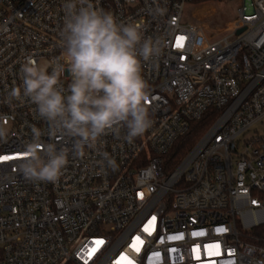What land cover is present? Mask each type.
<instances>
[{"label": "built area", "instance_id": "2783aa9c", "mask_svg": "<svg viewBox=\"0 0 264 264\" xmlns=\"http://www.w3.org/2000/svg\"><path fill=\"white\" fill-rule=\"evenodd\" d=\"M200 1L239 7L220 33L184 20ZM65 2L0 0V264H264V0H91L161 51L142 62L151 127L132 141L109 133L83 157L72 137L47 134L30 100L10 97L28 56L62 54ZM209 111L201 137L165 165ZM33 126L69 148L55 183L19 170Z\"/></svg>", "mask_w": 264, "mask_h": 264}, {"label": "clouds", "instance_id": "9594fccd", "mask_svg": "<svg viewBox=\"0 0 264 264\" xmlns=\"http://www.w3.org/2000/svg\"><path fill=\"white\" fill-rule=\"evenodd\" d=\"M63 7L62 54L46 64L28 56L21 67L22 86L13 88L10 97L30 100L50 125L47 134L72 137L71 151L83 157L85 147L96 148L109 133L118 135L124 128L132 141L151 127L142 62L158 57L161 45L145 38L136 23L119 22L91 0H66ZM66 70L67 87L61 83ZM6 135L0 125V138ZM43 135L44 130L32 127L19 170L26 180L55 183L69 163V148L45 143Z\"/></svg>", "mask_w": 264, "mask_h": 264}, {"label": "rangeland", "instance_id": "374dc122", "mask_svg": "<svg viewBox=\"0 0 264 264\" xmlns=\"http://www.w3.org/2000/svg\"><path fill=\"white\" fill-rule=\"evenodd\" d=\"M238 5L232 2L200 1L186 6L184 20L194 26L223 33L235 18Z\"/></svg>", "mask_w": 264, "mask_h": 264}, {"label": "trees", "instance_id": "16d2710c", "mask_svg": "<svg viewBox=\"0 0 264 264\" xmlns=\"http://www.w3.org/2000/svg\"><path fill=\"white\" fill-rule=\"evenodd\" d=\"M212 114L213 113L211 111L207 112L205 118L197 123H192L189 126L188 132L179 140H177L173 149H171L168 155L164 158L165 165H167L169 168H172L180 161V159L201 137L203 132L209 127L213 121V118H210Z\"/></svg>", "mask_w": 264, "mask_h": 264}, {"label": "snow or ice", "instance_id": "6c2138e0", "mask_svg": "<svg viewBox=\"0 0 264 264\" xmlns=\"http://www.w3.org/2000/svg\"><path fill=\"white\" fill-rule=\"evenodd\" d=\"M183 40H184V37H178L177 38V46H183ZM137 239H139V238H137ZM99 243V242H98Z\"/></svg>", "mask_w": 264, "mask_h": 264}, {"label": "water", "instance_id": "95a60500", "mask_svg": "<svg viewBox=\"0 0 264 264\" xmlns=\"http://www.w3.org/2000/svg\"><path fill=\"white\" fill-rule=\"evenodd\" d=\"M241 31H239L238 33H240Z\"/></svg>", "mask_w": 264, "mask_h": 264}]
</instances>
